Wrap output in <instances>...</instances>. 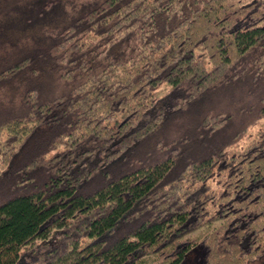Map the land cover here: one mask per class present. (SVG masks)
<instances>
[{
	"label": "trees",
	"instance_id": "obj_1",
	"mask_svg": "<svg viewBox=\"0 0 264 264\" xmlns=\"http://www.w3.org/2000/svg\"><path fill=\"white\" fill-rule=\"evenodd\" d=\"M7 47L0 264L264 257V0H100Z\"/></svg>",
	"mask_w": 264,
	"mask_h": 264
},
{
	"label": "rangeland",
	"instance_id": "obj_2",
	"mask_svg": "<svg viewBox=\"0 0 264 264\" xmlns=\"http://www.w3.org/2000/svg\"><path fill=\"white\" fill-rule=\"evenodd\" d=\"M43 0H0V54L7 45H26L32 40L46 44L58 31L77 17L94 8L100 0H62L46 15L39 14ZM3 99L0 91V101ZM264 257L255 262L263 264Z\"/></svg>",
	"mask_w": 264,
	"mask_h": 264
}]
</instances>
